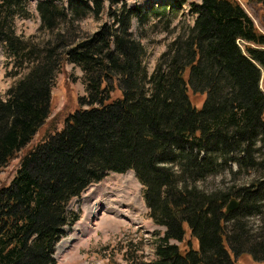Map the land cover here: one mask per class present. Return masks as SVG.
<instances>
[{
  "label": "trees",
  "instance_id": "trees-1",
  "mask_svg": "<svg viewBox=\"0 0 264 264\" xmlns=\"http://www.w3.org/2000/svg\"><path fill=\"white\" fill-rule=\"evenodd\" d=\"M121 2L39 0L40 25L25 37L14 18L28 16L27 0H0V46L18 75L0 98V170L23 151L0 186V264H54L64 228L78 219L70 201L128 170L164 227L152 259L128 264L263 261L264 34L238 0H200L190 26L166 22L173 36L149 71L131 32L147 15L113 9ZM89 15L108 20L84 33L79 22ZM66 62L83 71L85 94L50 116ZM215 177L229 179L208 185ZM231 198L238 206L226 213Z\"/></svg>",
  "mask_w": 264,
  "mask_h": 264
},
{
  "label": "rangeland",
  "instance_id": "rangeland-1",
  "mask_svg": "<svg viewBox=\"0 0 264 264\" xmlns=\"http://www.w3.org/2000/svg\"><path fill=\"white\" fill-rule=\"evenodd\" d=\"M38 1L27 0L28 16L23 18L17 15L14 18V29L17 34L27 37L37 31L40 20L35 4ZM67 1L62 0L63 4ZM121 1L118 5H113V9L121 5L139 7V17L147 15L143 25H140L138 20H132L131 32L145 48L144 63L149 71L153 69L157 57L165 50L166 43L173 36V33L166 30V22L169 23V29L180 25L190 26L193 20L190 8L193 3L200 2V0H169V4H159L156 0ZM238 2L251 17L256 28L264 34V0H238ZM156 11L160 15H157L158 13L154 15ZM106 20L108 18L105 15H101L98 19L89 15L80 20L79 27L84 33H92ZM247 44L240 41L243 49ZM83 76L84 73L80 67L68 62L61 65L51 90L53 109L50 116L65 108L69 102L75 104L76 98L85 94ZM17 78L18 75H13L11 60L3 46H0V98L5 97L6 90ZM195 100L200 102V98ZM60 127L62 123L58 124V128ZM36 140V138L32 140L31 144ZM22 153L23 151L18 153L16 158L2 167L0 186L9 183L19 166ZM117 174L119 173H108L100 180L101 182L89 185L79 198L71 200L68 208L70 212L78 215V221L72 227H65V234L55 247L54 264H128L127 258L132 256L144 261L152 259L154 242L157 236L162 235L164 227L155 224L148 217L142 195L143 188L134 173L128 171L121 175ZM118 177L124 180L127 190L132 192L131 195L137 203L131 208L120 205L118 209L105 212L103 206L113 198L110 186L114 185ZM228 179L229 177L209 178L207 183L212 184L211 186H221L227 184ZM97 183L100 184L99 188ZM130 184L134 187H130ZM123 211L134 216L135 221L130 222L125 217L119 216ZM86 212L88 215L95 216L86 224L88 228L81 230L82 227H78V223L87 218H85ZM248 222L253 231H256L257 225L260 224V217L252 215L248 218ZM236 264H264V260L256 261L249 255H243Z\"/></svg>",
  "mask_w": 264,
  "mask_h": 264
},
{
  "label": "bare ground",
  "instance_id": "bare-ground-1",
  "mask_svg": "<svg viewBox=\"0 0 264 264\" xmlns=\"http://www.w3.org/2000/svg\"><path fill=\"white\" fill-rule=\"evenodd\" d=\"M153 1H155V0H153ZM156 1L160 2V1H169V0H156ZM117 175H121V174H117ZM99 186H100V184L97 185L98 188H99ZM110 187H111V195L113 194L112 195L113 198L108 200V202L103 206V210L105 212L113 210V209H118L120 207V205L123 206L124 208H131V207H134L136 205L137 201H135L134 197L131 195L132 192H129L127 190L128 187L126 186V184H124V180L121 177H118V179H116V182L114 183V185H112ZM130 187H134V185L130 184ZM137 191H138V188H137ZM136 209H138L137 206H136ZM138 211H139V209H138ZM94 216H95L94 214H91V215L89 214L88 215L87 212H86L85 213V218L86 217L87 218L85 220L79 221L78 227H82L81 230H86L88 228L86 224ZM119 216L125 217V219H127L130 222H134L135 221L134 216H132L127 211H123V213L120 214Z\"/></svg>",
  "mask_w": 264,
  "mask_h": 264
},
{
  "label": "water",
  "instance_id": "water-1",
  "mask_svg": "<svg viewBox=\"0 0 264 264\" xmlns=\"http://www.w3.org/2000/svg\"><path fill=\"white\" fill-rule=\"evenodd\" d=\"M162 4H167L168 1H161ZM238 206V200L235 198H231L230 201L227 203L225 212H229L234 210Z\"/></svg>",
  "mask_w": 264,
  "mask_h": 264
}]
</instances>
